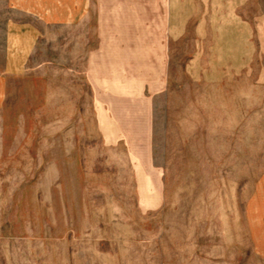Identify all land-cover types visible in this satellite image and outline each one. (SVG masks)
<instances>
[{"label":"rangeland","instance_id":"obj_1","mask_svg":"<svg viewBox=\"0 0 264 264\" xmlns=\"http://www.w3.org/2000/svg\"><path fill=\"white\" fill-rule=\"evenodd\" d=\"M82 24L18 51L0 264H264L245 215L264 162V0H89Z\"/></svg>","mask_w":264,"mask_h":264},{"label":"crops","instance_id":"obj_2","mask_svg":"<svg viewBox=\"0 0 264 264\" xmlns=\"http://www.w3.org/2000/svg\"><path fill=\"white\" fill-rule=\"evenodd\" d=\"M89 0H3L6 16L0 29V107L6 104L18 74V51L35 49L40 36L49 28L70 27V34L81 35ZM82 24V25H83ZM84 27V26H83ZM80 49L78 48V51ZM8 74H13L8 76ZM245 215L249 227L256 230V242L264 241V162L256 178L253 193L247 198ZM261 259L264 260L262 252ZM264 262V261H263Z\"/></svg>","mask_w":264,"mask_h":264}]
</instances>
